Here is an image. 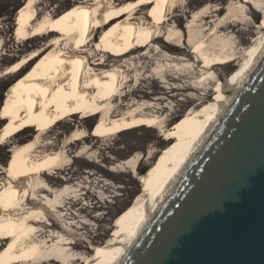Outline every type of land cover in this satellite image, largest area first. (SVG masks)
<instances>
[{
  "label": "bare ground",
  "instance_id": "obj_1",
  "mask_svg": "<svg viewBox=\"0 0 264 264\" xmlns=\"http://www.w3.org/2000/svg\"><path fill=\"white\" fill-rule=\"evenodd\" d=\"M181 1L80 0L62 13L42 9L41 0L25 1L16 16V38L21 43L34 38L50 40L0 69V79L21 76L6 107L5 117L11 119L0 131V144H6L21 130L43 124L33 138L11 150L9 164L3 168V178L0 177V264H14L23 259V264L46 261L111 264L121 254L140 219L186 160L217 113L227 89L235 85L250 66L252 57L263 45L264 35L244 51L246 55L240 54L234 42L224 34L225 16L230 15V9L225 18L210 28L208 20L214 17L213 11L201 8L182 29L180 23L173 21L174 10ZM246 1L253 6L257 4L264 12L260 3ZM155 4L152 13L143 12L145 5ZM262 25L264 28V22ZM3 42L0 37V53L5 52L1 49ZM172 45L179 49L173 50ZM188 47L203 59L199 67L203 73L197 83L191 81L198 78L194 64H189L191 61L182 55ZM110 58L113 60L109 61ZM237 60L240 68L225 83L217 79L216 96L208 100L209 85L215 81V68ZM184 63L191 65L193 72L180 71L186 69ZM149 72L155 75L154 82L158 79L169 85L183 82L186 87H196L205 93L193 97L194 106L176 124L174 133L182 134L180 141L147 179V189L128 208L108 242L93 252L86 249L84 253H76L74 250L79 247L69 231L74 226L65 222L62 207L66 199L77 196L78 187L68 180L62 188H54L48 176L54 178L58 170L71 164L67 144L85 140L88 132L78 127L65 141L59 142L49 136L51 129L67 117L87 114L99 115L94 130L99 137L142 126L168 132L167 116L159 112L164 107L154 104L159 99L154 103H128L123 105L126 107L123 111L120 109L123 106L116 104L117 98L122 100L128 94L125 89L129 84L135 81L139 86ZM87 150L86 146L82 147L78 157ZM140 156L125 159L122 166L135 173ZM6 233L11 234L7 244L1 239Z\"/></svg>",
  "mask_w": 264,
  "mask_h": 264
},
{
  "label": "rangeland",
  "instance_id": "obj_2",
  "mask_svg": "<svg viewBox=\"0 0 264 264\" xmlns=\"http://www.w3.org/2000/svg\"><path fill=\"white\" fill-rule=\"evenodd\" d=\"M25 1L0 0V37L4 41L1 49L5 51L2 52L1 50L0 53L1 70L16 60L17 57L19 58L23 54L39 49L47 40H50V38H34L21 43L16 38L15 30L18 27L16 16ZM252 1L264 6V0ZM41 2L42 9L62 13L80 2V0H41ZM156 6L157 4L153 6L145 5L143 12L152 13ZM201 8L213 11L214 17L208 20L210 28L226 17L225 23H227V26L224 34L225 36L228 35L227 38L230 37V41L234 42L233 44L237 46L240 54H244L252 44L263 38L264 12L257 4L253 6L246 0H182L180 6L174 10L176 17L173 21L180 23L182 29L183 27L185 29L188 20L191 19L194 13L201 12ZM228 11L230 15H226ZM206 32L209 33V30ZM96 38L99 39L100 34ZM172 47L173 50L179 49L175 45H172ZM193 50V48L188 47L186 51L184 50L185 52H182V55L187 57L189 62L191 61L189 64H194L193 69L197 73L195 75L198 78L192 79V83L198 81L200 73H203L199 68L203 65V59L201 55H194ZM177 56L180 55L177 54ZM112 60L113 58L109 59V61ZM191 65L184 63L183 68L187 70L182 69L180 71L193 72ZM240 65V61L237 60L226 65L220 64L215 68V81L209 85L211 96L208 100L216 96V80L219 79L222 83H225L234 76ZM147 76L148 78L141 81L139 86L135 84V81L129 84L125 89L128 94L122 100L117 98L116 104L123 106L134 102L148 103L152 101L154 103L159 99L154 104L164 107L159 112L167 116L166 131L177 135L172 136L175 138L171 139L173 142L180 141L182 134L174 133L176 124L187 110L194 106L193 97L203 96L205 91H199L196 87H186V83L183 82H171V85L162 83L159 79L154 82L155 75L152 72H149ZM20 79V75L6 76L0 79V131L11 119V117L9 120L5 117L6 107L13 98L11 92ZM125 108L123 106L120 109L123 111ZM99 118V115L76 114L60 121L51 129V135L49 134V136H54L52 138L61 142L65 141L64 139L78 127L84 128L88 132L85 140L76 144H67L71 164L65 169L58 170L54 174V178L48 176L54 188H62L68 180L70 184L78 187L77 196L66 199L62 207L65 222L67 224L72 223L74 226L69 231L73 234L74 241L79 247L74 250L76 253H84L86 249L93 252L101 244L108 242L115 228L120 225V220L125 216L128 208L134 204L138 195L147 189V179L175 147L174 145L172 149L164 148L162 144L164 139H167L164 134L168 132H162L157 128L148 126L117 132L108 137L95 136V125ZM42 124L21 130L11 137L8 140L9 142L0 144V177L3 178V168L9 164L11 150L17 144L33 138L34 134L42 127ZM84 146L88 149L87 153L78 157L79 151ZM136 154H140L141 159L137 163V171L134 173L131 169L122 166V162ZM119 164L120 166H118ZM113 167L116 168L113 170ZM54 229L59 230L57 227ZM10 238L11 234L1 237L5 244ZM23 263L24 259L14 262V264ZM41 264L62 263L46 261Z\"/></svg>",
  "mask_w": 264,
  "mask_h": 264
},
{
  "label": "water",
  "instance_id": "obj_3",
  "mask_svg": "<svg viewBox=\"0 0 264 264\" xmlns=\"http://www.w3.org/2000/svg\"><path fill=\"white\" fill-rule=\"evenodd\" d=\"M111 264H264V42Z\"/></svg>",
  "mask_w": 264,
  "mask_h": 264
},
{
  "label": "trees",
  "instance_id": "obj_4",
  "mask_svg": "<svg viewBox=\"0 0 264 264\" xmlns=\"http://www.w3.org/2000/svg\"><path fill=\"white\" fill-rule=\"evenodd\" d=\"M18 10H19V9H18ZM172 136H177V135H175V134L167 135V136H166L167 139H164V142H163V144H162L164 148L172 149V148L174 147V145H176V143L178 142V140L175 141V142H173L172 140L175 139V138L172 137ZM171 139H172V140H171ZM146 179H147V178H146Z\"/></svg>",
  "mask_w": 264,
  "mask_h": 264
}]
</instances>
